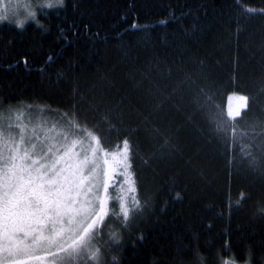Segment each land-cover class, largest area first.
Here are the masks:
<instances>
[{
    "label": "trees",
    "instance_id": "trees-1",
    "mask_svg": "<svg viewBox=\"0 0 264 264\" xmlns=\"http://www.w3.org/2000/svg\"><path fill=\"white\" fill-rule=\"evenodd\" d=\"M34 14L0 24V114L38 109L98 138L113 176L97 264H264V0H63Z\"/></svg>",
    "mask_w": 264,
    "mask_h": 264
},
{
    "label": "snow or ice",
    "instance_id": "snow-or-ice-1",
    "mask_svg": "<svg viewBox=\"0 0 264 264\" xmlns=\"http://www.w3.org/2000/svg\"><path fill=\"white\" fill-rule=\"evenodd\" d=\"M55 2L63 5V0ZM13 15L16 14L7 8L0 14V22ZM29 15L35 19L33 12ZM24 22L17 19L16 26L22 28ZM235 98L239 106L235 112L229 110L231 120L241 116V109L247 108L248 97L240 95ZM196 103L199 104V98ZM207 118L216 122L218 131L224 132L229 127L220 113L209 109ZM62 135L63 139L54 137L55 142L47 143L27 134L26 125L9 122L5 126L0 123V264L43 261L44 256L40 253L54 257L53 264H74L86 256L99 258L93 241L99 235V225L108 215L107 193L113 170L106 167L101 181V165L96 154L102 149L98 141L96 147L85 146L83 141L72 139L71 132ZM91 139L97 140L95 136ZM78 143L80 150L74 151ZM128 160L129 142L125 140L121 156L124 182L129 183V191H133ZM104 164L108 165L107 159ZM101 186L103 196L100 195ZM130 211L121 204L125 222L130 219ZM65 219L69 225L67 228L63 224ZM66 233L69 234L67 240L71 241L67 247ZM112 235L118 240L116 233ZM54 248L58 251H52Z\"/></svg>",
    "mask_w": 264,
    "mask_h": 264
},
{
    "label": "rangeland",
    "instance_id": "rangeland-1",
    "mask_svg": "<svg viewBox=\"0 0 264 264\" xmlns=\"http://www.w3.org/2000/svg\"><path fill=\"white\" fill-rule=\"evenodd\" d=\"M51 3L53 6L48 7L47 4ZM60 4H57L55 0H0V14L5 13V10L7 8H11L12 12H14L16 15L10 16L9 19H6L2 23H11L16 26V20L22 19L24 21L31 20L32 17L29 15V12L35 13V10L39 9H54L57 8ZM17 27V26H16ZM239 106V101L237 99H232L230 101V110L235 112ZM19 117V119H17ZM53 118V117H52ZM52 118H49L48 115L43 114L42 111H38V109L33 111H27L22 109H13L9 110L3 114H0V123H3L5 126L9 122L13 123H20L27 126V134L34 135L36 137H39L40 139L44 140L47 143H53L56 139H63V133L65 132H71L72 139L83 141L85 146L91 145L92 147L98 146L101 148L98 138L91 134L90 132H73L72 130H68V128L65 127L64 122L62 120H54ZM13 131L18 132L19 129H13ZM89 133L91 135H89ZM91 136H95L97 138L96 141H93L91 139ZM74 151L80 150V144L78 143L76 145V148L73 149ZM90 156L92 155L90 149L89 153ZM99 157V162L101 165V181L103 180V170L108 165L104 164L105 156L103 154V151L96 154ZM100 195L103 196V187L100 188ZM96 207H99L98 202L96 203ZM90 222V221H88ZM64 227L67 228L69 225L67 224V219L63 221ZM60 225H57L59 227ZM51 227V226H50ZM69 234L66 233L65 235V247H67V243H70L71 241L67 240V236ZM65 241H62L65 242ZM52 251H58L57 249H52ZM60 256L64 255V253H58ZM7 256V254H4ZM40 255L44 256L43 261H30V264H53L54 257H52L48 253H40ZM98 259H92L90 256H86L84 259H81L77 262H74V264H97Z\"/></svg>",
    "mask_w": 264,
    "mask_h": 264
}]
</instances>
